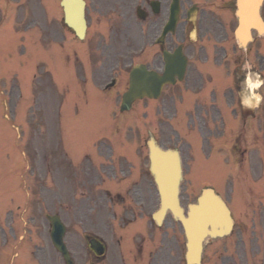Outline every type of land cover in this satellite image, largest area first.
<instances>
[{
  "label": "rangeland",
  "instance_id": "obj_1",
  "mask_svg": "<svg viewBox=\"0 0 264 264\" xmlns=\"http://www.w3.org/2000/svg\"><path fill=\"white\" fill-rule=\"evenodd\" d=\"M41 1H43L41 9L43 7L48 12L55 11L56 0ZM27 7L29 11L31 8L32 12L33 8L35 9L37 23L45 25L46 31L20 32L19 29H12L10 19L6 21L2 18L3 15H0V230L5 232L6 227L8 234L4 236L0 232V258L5 254L4 258L12 260L11 256L17 244L13 240V223L7 221L11 216L17 217L20 214L22 216L25 211L27 222L25 228H15L14 232L18 235L21 232L26 233L23 240L27 241L30 249L27 244L23 245V253H29L25 251L29 249L33 251L35 257L39 256L36 259L32 257L34 262L18 258L16 264H64L52 248L49 239V224L46 217L55 212V207L49 191L50 177L45 173L42 157L47 155L49 159L60 158L59 155L54 158L52 151L59 153L57 142L61 139L63 155L67 154L72 160L71 163H67L68 170H73L86 155L95 159L100 156V152L108 155V161H111L109 157L113 151L112 141L117 137V127L113 129L115 119L114 116L112 119V112L105 109L98 94L94 92L96 88L103 89L109 78L89 75L87 77L89 79L83 84L78 78L65 81L52 79L58 74L59 69H62L56 48L59 49L60 44L65 46L70 36L63 34L58 27L59 24L53 22L50 24V21L44 18L37 0H27ZM39 35L46 40L43 42L46 49L37 44ZM73 44L74 47H80ZM60 77L64 80L65 73ZM64 87H71L70 90L87 89V92H90L88 106L74 105L58 111L62 106V100L69 98L59 94ZM68 103L71 104L70 101ZM164 113L142 108V111L131 114L130 123L119 126L123 131L122 135L137 134L146 140L150 133L164 147L179 143V148L188 159L185 180L181 188L183 205L192 202L202 188L213 186L233 206L237 222L235 230L225 241L210 243L205 249L201 264H219L213 254L216 250L229 258V264H264V175L251 187L252 193L242 183L239 185L235 183L233 188L223 174L226 172V166L222 165L219 169V160L213 158L209 146L204 145V141L196 134L193 126L187 123L184 114L178 112L177 118L166 119L167 113ZM129 126L134 129L130 131L131 133L127 131V128L130 129ZM21 152L26 153L28 157L26 160L28 170H24L25 166L22 165ZM145 152V149L141 152L139 167L144 166ZM38 180L43 184V191L39 189ZM19 184L23 192L20 187L18 188ZM81 201L78 198L75 203L80 204ZM63 202L70 206L74 204L71 197L70 202L68 197H64ZM3 205H8L9 208L4 209ZM18 205L20 212L16 210ZM156 207L157 203L154 201L149 212ZM7 209L11 211V216L9 213H3ZM72 209H68L69 213ZM85 212V209L76 212L75 219L67 218L65 221L67 234L64 242L74 264H86L88 258L84 240L76 234L75 229L78 228L73 225L75 221L78 227H82L78 222V216L84 215ZM110 212L108 206H103L84 227L89 230L100 228L104 216H109ZM6 222L7 225L4 226ZM178 230L180 233L176 226L181 257L183 239ZM28 237L32 240H27ZM6 238L9 240L8 245L5 244ZM18 253L19 257H25L20 251Z\"/></svg>",
  "mask_w": 264,
  "mask_h": 264
},
{
  "label": "flooded vegetation",
  "instance_id": "obj_2",
  "mask_svg": "<svg viewBox=\"0 0 264 264\" xmlns=\"http://www.w3.org/2000/svg\"><path fill=\"white\" fill-rule=\"evenodd\" d=\"M171 3L85 0L86 42L95 54L94 63L102 75L112 71L117 79L127 73L129 61L163 75L166 56L180 54L185 60L182 81L165 86L159 100H150V107L164 110L183 105L193 125L207 129L212 148L225 154L230 171L237 166L241 169L250 158L258 165L251 171L258 175V161L264 153V38H255L244 53L238 52L236 47L231 48L229 36L234 0H177L174 32L157 43L168 26ZM251 82L257 88L250 89ZM120 89L117 83V109ZM185 95L189 102L183 104ZM135 143L117 137V172L107 174L92 168L82 175L89 209L94 211L103 199L116 195L122 212L113 216L115 225L111 228L116 236L113 259L117 264H184V260L179 261L180 245L174 229L170 239L168 233L154 232V224L145 221L143 211L152 198L153 182L134 168ZM57 180L58 175L53 174L55 185ZM111 259L105 263L106 255L98 261L111 264Z\"/></svg>",
  "mask_w": 264,
  "mask_h": 264
},
{
  "label": "water",
  "instance_id": "obj_3",
  "mask_svg": "<svg viewBox=\"0 0 264 264\" xmlns=\"http://www.w3.org/2000/svg\"><path fill=\"white\" fill-rule=\"evenodd\" d=\"M240 7L245 8L250 0H239ZM61 5L64 7L66 17L71 14V19L75 25L82 27V2L81 0H63ZM240 27L237 31V37L243 41L247 34L249 24L259 23L257 15L254 12L240 10L238 13ZM70 20V17H69ZM77 31H80L77 29ZM150 82L147 79L131 80L130 91L124 96L123 108H128L130 102L142 97L140 92L149 91ZM147 96H151L145 93ZM150 157V170L158 186V192L161 197V211L163 214L169 210L172 216L177 219L184 228L187 240V263L198 264L202 242L205 238H215L228 233L230 229V218L224 205L219 201L212 191H204L202 197L198 200L197 206H191L187 217L183 215L179 207L177 194L180 180V165L176 152L161 151L151 140L148 144ZM160 214V215H161ZM155 219L158 220L159 216ZM63 230L55 222L51 238L54 246L60 251L67 264H72L65 247L62 244ZM100 254L99 251H96Z\"/></svg>",
  "mask_w": 264,
  "mask_h": 264
}]
</instances>
